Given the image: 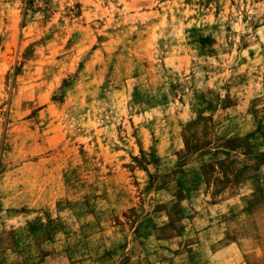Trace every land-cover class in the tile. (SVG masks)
<instances>
[{"label": "rangeland", "instance_id": "rangeland-1", "mask_svg": "<svg viewBox=\"0 0 264 264\" xmlns=\"http://www.w3.org/2000/svg\"><path fill=\"white\" fill-rule=\"evenodd\" d=\"M0 264H264V0H0Z\"/></svg>", "mask_w": 264, "mask_h": 264}]
</instances>
